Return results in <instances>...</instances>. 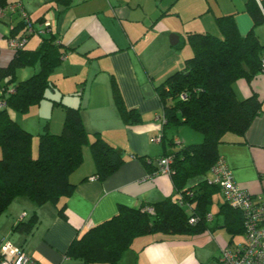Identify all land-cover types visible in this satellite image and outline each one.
Segmentation results:
<instances>
[{"label": "crops", "instance_id": "obj_1", "mask_svg": "<svg viewBox=\"0 0 264 264\" xmlns=\"http://www.w3.org/2000/svg\"><path fill=\"white\" fill-rule=\"evenodd\" d=\"M10 1L20 3L27 17L34 21L36 31L48 24L52 36L66 51L50 74L53 101L58 97L56 101L79 107L86 130L98 131L120 150L124 162L105 179H92L95 165L89 144H85L82 163L69 176L76 184L73 193L60 198L57 204L36 205L26 197L15 198L6 214L0 215V239L10 234L20 217L27 221L35 213L37 222L32 231L23 235L14 230L11 236L15 234L16 243L13 244L38 264H85L65 256L73 239L110 218L119 205L136 208L174 196L170 175H149L151 167L139 157L154 160L180 145L202 141V135L185 124L177 125L175 134L169 135L168 127L165 128L161 140L163 130L155 117L161 111L156 86L182 68L184 60L192 54L191 48L180 50L184 45L190 47L188 34L208 32L220 36L216 18L229 14L242 37L252 30L264 45V21L253 22L246 0H228L223 6L221 0ZM256 2L261 8L260 0ZM19 19L9 6L0 8V67L7 66L14 56L11 30ZM22 33L23 28L18 29L14 38ZM41 40L35 32L28 37L26 48L37 47ZM37 69V64L19 67L16 77L25 79ZM114 86L138 120L124 122L114 100ZM232 86L241 99L256 95L262 111L244 135L226 133L218 145V153L229 165L236 183L255 201L263 200L264 71L252 78L241 77ZM1 102L0 107L4 105ZM53 107L51 121L45 129L59 133L64 111L62 107L61 110ZM170 138L176 145H168ZM178 140L182 144L178 145ZM34 147L32 142V153L36 154ZM208 175L207 178H212L210 170ZM206 202L207 213L212 217L206 228L182 234L137 236L119 264H219L221 249L235 250L244 241V234L241 228L237 229L236 217L220 189L210 192ZM62 204L65 217L57 211V206ZM185 249L190 250L187 256L183 254Z\"/></svg>", "mask_w": 264, "mask_h": 264}, {"label": "trees", "instance_id": "obj_2", "mask_svg": "<svg viewBox=\"0 0 264 264\" xmlns=\"http://www.w3.org/2000/svg\"><path fill=\"white\" fill-rule=\"evenodd\" d=\"M9 0H0V8L9 6ZM16 3V2H15ZM246 0L245 6L253 22L264 21V0ZM17 12L21 17L18 10ZM29 18V16H28ZM34 26V21L31 20ZM220 36L208 32H194L187 36L192 54L184 60L183 67L168 75L156 86L161 102V111L166 120L161 124L164 139L165 128L188 125L202 135L198 143L182 144L165 152L156 159L139 157L151 167L149 175L158 170L159 158L170 157V177L174 196L139 207L119 205L110 218L89 227L73 239L65 252L66 257L80 259L85 264H119L122 254L130 248L133 239L140 235L182 234L197 232L207 227V196L220 189L207 178L208 172L218 158V145L226 133L244 135L255 117L262 111L256 95L237 97L233 82L241 77L252 78L263 72L264 45L250 30L242 37L232 15L216 18ZM23 33L25 43L13 49L14 56L7 66L0 67V215L17 197H26L36 205L47 202L57 204L59 199L71 195L76 187L69 179L83 160L82 149L89 144L95 165V177L103 180L114 173L124 162L120 150L106 141L98 131L89 133L83 123L80 108L54 101L64 111L61 131H45L39 135L37 154L32 153V136L11 117L9 110L26 112L39 104L46 89L53 85L52 70L64 58L65 50L52 36L51 30L39 34L42 38L35 48H26V41L33 32H28L23 18L12 30ZM182 44H178L180 48ZM38 65V69L25 79H17L16 69ZM115 87V86H114ZM114 100L124 120H138L134 110L128 109L115 87ZM184 98H181V95ZM134 113V114H133ZM92 136V139H90ZM168 145L176 143L170 138ZM155 161V163H154ZM156 164V165H155ZM201 176L196 183L190 179ZM225 200V199H224ZM230 208L236 217L237 229H242L243 218L235 208ZM151 207L152 212L146 208ZM64 205L57 206L58 214L65 217ZM33 213L27 221L20 217L13 230L29 233L36 224ZM191 218H195L191 222ZM234 221V218H233ZM220 255L218 256V263Z\"/></svg>", "mask_w": 264, "mask_h": 264}, {"label": "built area", "instance_id": "obj_3", "mask_svg": "<svg viewBox=\"0 0 264 264\" xmlns=\"http://www.w3.org/2000/svg\"><path fill=\"white\" fill-rule=\"evenodd\" d=\"M11 11L18 10L27 25L28 32L44 34L50 31L48 24L44 23L42 28L36 31L31 21L23 11L20 3L9 5ZM25 43V38L10 39V46L13 49L21 47ZM264 67V57L262 59ZM184 98L182 94L180 96ZM156 119L163 124L166 120L163 112L158 113ZM159 139V138H157ZM170 157L159 158L158 170L156 173H170ZM212 175L211 182L219 186L224 199L232 207L240 211L243 218L244 241L235 249L222 248L219 261L221 264H264V199L255 201L252 195L241 188L233 178L231 169L222 156H218L210 168ZM94 179V177H92ZM147 212H152V208H146ZM211 215H206V220H211ZM191 222L195 218L190 219ZM0 264H38L24 250L15 246L11 241L0 239Z\"/></svg>", "mask_w": 264, "mask_h": 264}, {"label": "rangeland", "instance_id": "obj_4", "mask_svg": "<svg viewBox=\"0 0 264 264\" xmlns=\"http://www.w3.org/2000/svg\"><path fill=\"white\" fill-rule=\"evenodd\" d=\"M228 0H221V4L222 6L224 5L225 2H227ZM216 34V33H215ZM29 43H27V47ZM189 48L190 47L188 45H184L180 50ZM190 56V55H189ZM31 69V68H30ZM31 71V70H30ZM23 79V78H21ZM52 92V89L48 88L45 91V97L42 98V100L40 101L39 104L36 105H32L26 112H19V111H15V110H9V113L11 115V117L13 118V120L18 123L19 126H21L22 128L26 129L27 131H29L31 133L32 136V142L34 144V150L37 154V147H38V140H39V135L41 133H44L45 131H47L45 129V126L51 121V116H50V110L53 107L54 110L57 108V110H61V106L59 107L58 105L54 104V99L53 97L50 95ZM56 100H59L58 97H55ZM2 104L4 103L3 101L1 102ZM17 119V120H16ZM169 130V135L170 133H174L176 132V126H170L167 128ZM53 133V132H52ZM57 133V132H56ZM179 136V135H178ZM181 137V136H180ZM34 154V155H36ZM0 157H1V153H0ZM209 177V175H208ZM202 177L201 176H195L192 179H190L189 184L190 183H196L199 180H201ZM23 198V197H20ZM6 214L3 213L2 216H4ZM3 218V217H1ZM1 220V219H0ZM14 230H10V234H8L5 238V240L11 241L12 243L15 242V240L13 239L14 237L11 236V234L13 233ZM20 233V232H18ZM17 233V234H18ZM25 235V233H20ZM2 239V238H1ZM23 242V240L20 241V243ZM16 243V242H15ZM17 243H19V240L17 241ZM186 244H188V246H190L191 244L189 242H186ZM209 245V244H208ZM190 250H184L183 254L185 256L189 255Z\"/></svg>", "mask_w": 264, "mask_h": 264}, {"label": "water", "instance_id": "obj_5", "mask_svg": "<svg viewBox=\"0 0 264 264\" xmlns=\"http://www.w3.org/2000/svg\"><path fill=\"white\" fill-rule=\"evenodd\" d=\"M171 43H174L173 41H171Z\"/></svg>", "mask_w": 264, "mask_h": 264}]
</instances>
